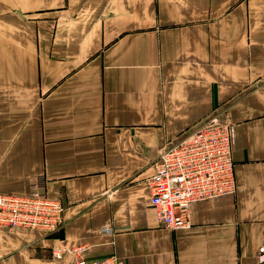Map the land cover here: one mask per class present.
I'll return each mask as SVG.
<instances>
[{"label":"crops","instance_id":"obj_1","mask_svg":"<svg viewBox=\"0 0 264 264\" xmlns=\"http://www.w3.org/2000/svg\"><path fill=\"white\" fill-rule=\"evenodd\" d=\"M211 114L233 124L235 192L170 230L147 181ZM32 192L62 224L0 226V264H73L78 246L87 262L264 264V0H0V195Z\"/></svg>","mask_w":264,"mask_h":264},{"label":"built area","instance_id":"obj_2","mask_svg":"<svg viewBox=\"0 0 264 264\" xmlns=\"http://www.w3.org/2000/svg\"><path fill=\"white\" fill-rule=\"evenodd\" d=\"M232 145V122L225 116L211 114L191 135L159 153L157 171L147 183L149 204L163 227L189 228L191 204L235 192ZM62 211L59 200L39 192L25 196L0 195L3 227L53 232L62 224ZM101 231L113 233L110 227ZM82 248L72 249L73 264H123L114 257L87 262L81 256ZM51 255L60 259L62 251L52 250ZM257 259L264 263V245L258 247Z\"/></svg>","mask_w":264,"mask_h":264}]
</instances>
